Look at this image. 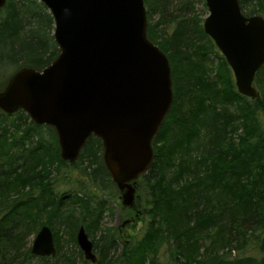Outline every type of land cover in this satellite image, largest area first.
<instances>
[{
  "label": "trees",
  "instance_id": "1",
  "mask_svg": "<svg viewBox=\"0 0 264 264\" xmlns=\"http://www.w3.org/2000/svg\"><path fill=\"white\" fill-rule=\"evenodd\" d=\"M239 3L245 16L264 17V0ZM145 5L147 37L169 59L173 82L154 160L137 182L146 195L144 203L136 199L145 230L130 238L102 230L114 216L106 194L116 186L99 138H89L70 164L53 127L36 125L24 111H0V264H93L78 247L81 227L96 264H264V67L255 80L259 98L241 95L204 21L194 22L195 0ZM54 29L41 0H7L0 10V92L21 69L42 71L58 59ZM210 55L224 73L214 74ZM78 166L82 180H68L66 170ZM44 223L54 229L55 258L31 253ZM251 245L254 253L242 256Z\"/></svg>",
  "mask_w": 264,
  "mask_h": 264
},
{
  "label": "water",
  "instance_id": "2",
  "mask_svg": "<svg viewBox=\"0 0 264 264\" xmlns=\"http://www.w3.org/2000/svg\"><path fill=\"white\" fill-rule=\"evenodd\" d=\"M54 19L61 53L42 71L23 68L0 92V111H24L39 126L53 127L61 158L78 161L91 137L103 144V160L122 205L136 209L137 182L154 160L153 140L173 105L167 56L147 37L145 0H41ZM205 33L233 71L238 92L257 99V73L264 67V17L244 15L239 0H205ZM7 0H0V10ZM133 221V220H132ZM131 223L127 221L124 225ZM77 243L96 264L84 227ZM32 255L55 258L52 230L44 226Z\"/></svg>",
  "mask_w": 264,
  "mask_h": 264
},
{
  "label": "rangeland",
  "instance_id": "3",
  "mask_svg": "<svg viewBox=\"0 0 264 264\" xmlns=\"http://www.w3.org/2000/svg\"><path fill=\"white\" fill-rule=\"evenodd\" d=\"M173 1L176 2L178 0H173ZM204 2H205V0H195V14L193 16V18L196 19L194 21L195 23H199L200 21H205V19L209 15L208 8L205 7ZM188 17H190V15H188ZM159 18H160L159 15H155L152 18V23H156L159 20ZM54 26H55V24H54ZM54 31H55V29H54ZM209 58L212 61V62H209V65H210V68L214 71V74H216V70H219V72L223 71V73L225 72L224 68H221L219 66L220 63L217 60V58H215L213 55H210ZM198 59H201V58L198 57ZM66 175L68 176L67 177L68 180L75 181V182L82 180V177H83V173L81 171V167L80 166H78L77 168L67 169L66 170ZM61 184H62V181H60V185ZM65 184H67L66 181L63 182L62 186H65ZM68 196H69V194H67V197ZM122 196H123V193L119 192V190H117V188H115V187H112V189L106 194V197H108V204L114 210V216L113 217H106V219L102 223V230L104 231V230H109V229H113V230L114 229H118L120 234H122L125 237H129L130 238L131 235H134V234H137V233L141 234L146 228L147 221H145V220L141 221L140 219L138 221L134 220L135 216H136V213L133 212L131 209L123 207V205H122V202H123ZM135 196H136L135 199H137L138 196H140V201L142 203H144L146 201V199H145L146 195H144V193L140 192L138 190V188H137ZM119 206H122L123 209L121 210V208H119ZM45 220H47V219H45ZM127 221H131L130 225H128L129 223L127 224L128 226L124 225V223L127 222ZM137 222H139V223L136 224ZM44 226L49 227L52 230L53 234H54V229H53L51 224L44 223ZM62 234H64V230H61V235ZM64 237H65V240L69 239V235L68 234L64 235ZM31 239H32V243H31L30 246L32 247V244H33L35 238L32 237ZM65 246L69 247V248H73V245L70 244V243H65ZM254 248H255V246L251 245L247 249L246 253L245 254L242 253L241 255L242 256H246V255L249 256V255L253 254L254 253ZM122 249H123V246H122V244H120V249H118L119 254L121 253ZM204 251L205 250L203 248V250L201 252L204 253ZM220 253H223V251H221ZM233 256H235V255H233Z\"/></svg>",
  "mask_w": 264,
  "mask_h": 264
},
{
  "label": "flooded vegetation",
  "instance_id": "4",
  "mask_svg": "<svg viewBox=\"0 0 264 264\" xmlns=\"http://www.w3.org/2000/svg\"><path fill=\"white\" fill-rule=\"evenodd\" d=\"M138 223H139V222H137L136 224H138ZM128 225H130V223H129ZM128 225H127V226H128Z\"/></svg>",
  "mask_w": 264,
  "mask_h": 264
}]
</instances>
